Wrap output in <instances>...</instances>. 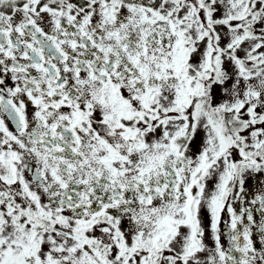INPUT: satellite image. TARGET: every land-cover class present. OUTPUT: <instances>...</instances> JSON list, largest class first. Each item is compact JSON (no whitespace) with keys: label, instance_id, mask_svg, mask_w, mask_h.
I'll list each match as a JSON object with an SVG mask.
<instances>
[{"label":"snow or ice","instance_id":"snow-or-ice-1","mask_svg":"<svg viewBox=\"0 0 264 264\" xmlns=\"http://www.w3.org/2000/svg\"><path fill=\"white\" fill-rule=\"evenodd\" d=\"M0 264H264V0H0Z\"/></svg>","mask_w":264,"mask_h":264},{"label":"flooded vegetation","instance_id":"flooded-vegetation-1","mask_svg":"<svg viewBox=\"0 0 264 264\" xmlns=\"http://www.w3.org/2000/svg\"><path fill=\"white\" fill-rule=\"evenodd\" d=\"M253 184H254V182H252V181L249 182V187H250V189H251V187L253 186ZM222 228H223V225H222ZM222 242H223V237H222Z\"/></svg>","mask_w":264,"mask_h":264},{"label":"rangeland","instance_id":"rangeland-1","mask_svg":"<svg viewBox=\"0 0 264 264\" xmlns=\"http://www.w3.org/2000/svg\"><path fill=\"white\" fill-rule=\"evenodd\" d=\"M209 243H210V241H209Z\"/></svg>","mask_w":264,"mask_h":264}]
</instances>
